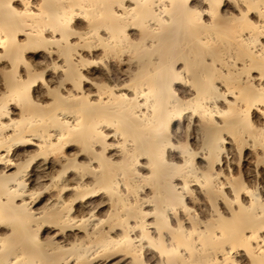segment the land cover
<instances>
[{"label": "bare ground", "instance_id": "1", "mask_svg": "<svg viewBox=\"0 0 264 264\" xmlns=\"http://www.w3.org/2000/svg\"><path fill=\"white\" fill-rule=\"evenodd\" d=\"M0 264H264V0H0Z\"/></svg>", "mask_w": 264, "mask_h": 264}]
</instances>
